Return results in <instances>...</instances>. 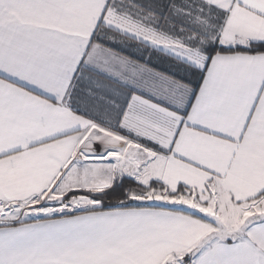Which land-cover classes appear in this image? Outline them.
Wrapping results in <instances>:
<instances>
[{
    "label": "snow or ice",
    "instance_id": "obj_1",
    "mask_svg": "<svg viewBox=\"0 0 264 264\" xmlns=\"http://www.w3.org/2000/svg\"><path fill=\"white\" fill-rule=\"evenodd\" d=\"M0 264H264V0H0Z\"/></svg>",
    "mask_w": 264,
    "mask_h": 264
}]
</instances>
